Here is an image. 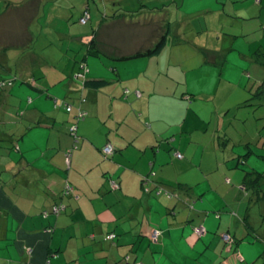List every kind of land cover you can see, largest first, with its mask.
Segmentation results:
<instances>
[{"label": "crops", "instance_id": "crops-1", "mask_svg": "<svg viewBox=\"0 0 264 264\" xmlns=\"http://www.w3.org/2000/svg\"><path fill=\"white\" fill-rule=\"evenodd\" d=\"M121 2L112 0L114 7L103 12L97 26L93 27L95 21L89 25L91 33L81 31L82 35L77 37L70 29L69 33L67 30L56 33L60 42L53 46L56 55L53 51L36 53L32 46L37 42L36 35L45 27L47 30L52 22L65 23L72 15L69 10L70 16L64 19L68 7L62 6L61 0H0V33L8 29V34L13 35L8 39L0 36V45L13 44L18 53L27 51L15 70L8 63L9 55L3 52L0 58L6 61L0 62V72H14L17 83L26 84L17 85V89L38 94L36 105L30 106L33 100L29 97L31 103L27 107L22 104L30 101L19 98L13 87L1 97L7 101L6 107L12 108L17 103L23 112L20 124L12 121L6 133L0 134L5 141L0 151L6 150V172L0 175V264H125V254L136 255L145 263L173 264L174 258L184 253L173 247L177 243L171 232L172 227L182 224L184 216L189 215L188 204L177 202L180 206L177 210L172 199L145 192L141 184L142 176L154 170L153 179L166 188L177 191L185 186L178 176L174 177L176 171L170 169L167 158L175 150L181 152L190 140L184 142L183 134L179 138L166 135L164 126H169V131L177 127L182 130L188 115L183 119L172 117L171 108L175 105L161 95L152 105L149 89L154 85L174 88L172 78L187 77L191 70L214 75L215 93L233 92V102L238 103L235 109L246 108L240 110L245 114L249 109L255 111L251 119L254 127L248 135L253 140L260 139L264 126V111L260 113L264 109V91L256 88L264 79V0H164L162 12L141 5L138 0L140 5L133 8L135 11L113 15L115 10L122 9ZM85 7L91 21L88 3L80 9L79 18ZM163 33L164 45L170 48L169 58L176 70H168L162 76L155 74L157 83L153 79L140 80L142 59L133 53L141 49V42L150 41L149 34L155 42ZM92 36L100 53L84 57L87 40ZM48 42L50 45L53 41ZM71 42L74 47H70ZM72 52L76 54L71 55ZM61 55H68L69 60L65 62ZM156 55L149 57L150 65ZM83 57L88 69L78 64ZM192 59H197V64ZM144 76L151 77L147 73ZM84 78H102L106 82L84 87ZM185 84L188 88L186 80ZM124 88L139 89L142 94L136 97L129 93L124 97ZM253 92L257 103L242 105ZM82 96L86 98L83 106L88 114L78 123V136L73 138L68 133L71 116L66 121L67 112L62 103L76 104ZM167 121L172 122L167 125ZM107 141L115 147L110 157H105L101 150ZM67 149H71L68 161ZM183 157L181 161L194 166ZM198 166L203 167V163ZM225 167L218 164L216 172L219 174ZM211 173L212 170L206 174L210 187L223 191L220 183L228 184L229 175L218 178V174L211 177ZM233 177L243 185L244 174L237 176L234 170ZM67 183L72 188L66 195L62 191ZM242 191L249 196L248 189L242 186ZM58 202L65 205L60 212L48 217L42 215L44 209ZM250 204L251 207L256 204L253 198ZM230 214L219 218L218 227L213 223L215 217L210 218L209 226L205 221L210 216L204 221L198 219L206 226L202 237L205 245L199 252L209 263L213 243V250L221 249L225 257L233 247L226 249L220 238L222 232L229 230L226 227H230L228 223L233 218ZM152 228L162 230L158 242L148 240ZM111 232L115 238L104 240ZM183 236L195 243L188 226L184 227ZM221 254L220 258H224ZM205 259L204 264H208Z\"/></svg>", "mask_w": 264, "mask_h": 264}, {"label": "rangeland", "instance_id": "rangeland-1", "mask_svg": "<svg viewBox=\"0 0 264 264\" xmlns=\"http://www.w3.org/2000/svg\"><path fill=\"white\" fill-rule=\"evenodd\" d=\"M61 1L62 6L68 7L66 11L67 16H65L64 19L66 20V17L70 16V12H68L69 10H71L72 15L65 21V23L52 22V24L48 26L47 30L45 27L43 32L38 33L36 35L37 42L32 46L34 52L47 54V52L53 51L54 54L57 55L53 48L54 45L60 43L57 40L56 33H66V30L67 33H69V29L76 34L75 37L79 35L81 36V31H89V33H91L92 30L89 26L91 22L95 21L93 24V27L95 28L98 24V21L103 16V12L109 11L114 7L112 0ZM86 3L89 5L92 18L91 21H88L89 18H86V20L82 22L79 18L81 13L80 9L84 7ZM140 3H146L145 5L148 6L149 9H155L156 12H158V10L162 12V5L165 2L164 0H140ZM116 5V7H119V4ZM138 5V0H122L121 2V7L127 10L133 9ZM62 14L63 12L60 13V18L62 17ZM97 16L98 19H95ZM87 21L88 23L84 25V23ZM134 25H137V23ZM100 29L101 31L103 30V28H98V31ZM13 32L15 33V31ZM11 35L12 34H8V29H3L0 33L1 38L6 39H8V36L10 37ZM149 37L150 41L147 44L145 42H141V49L139 50H146L147 48L154 46L160 36L155 42L152 41L150 34ZM49 39L53 41L50 45H48ZM91 39L92 38L90 37L89 40H86L88 42ZM71 44L72 46L70 47H74V43L71 42ZM0 46V55L3 52H6L9 55L8 63L14 66V70L16 66L21 65L20 63L23 62L25 56L27 55V51L25 50H22L18 53L17 48H13V44L8 47L2 45ZM161 49V51H159L160 53H149L140 55L141 57L138 56L139 59H142L140 62L141 68L138 71L140 80L146 81V79H153V81L157 83L158 78H155V74L162 76V74H166L168 70H176V66L172 64L169 58V46L163 44ZM12 51H14L15 54H10ZM78 53H81V48L78 50ZM73 54L76 53L72 52L71 55ZM155 54L158 55H156V59L150 65L148 59L151 55ZM68 55H61L62 57H65V62L69 60ZM56 58L59 57L56 56ZM0 61H6V58H3V60L0 58ZM192 61L193 64H197L198 62L197 59H192ZM89 65L92 66L91 63ZM153 66H156L154 71ZM146 73L151 77L144 76ZM1 74H7L9 78L14 77V72L9 73L3 71ZM15 74H19V72H16ZM16 78L18 77L16 76ZM16 78L15 81H13V86L6 87V89L8 90L13 87L18 93L19 98L25 97V100H27L28 97L32 98L33 103H31V101L27 104L23 103V106L27 107L30 103V106L36 105L35 98L38 94L34 93L32 90H29L28 92L30 93H27L22 91V89H17V85L26 86V84L22 82L17 83L19 80ZM185 80L188 82V88L186 87L187 83L185 84ZM213 80L214 75H203L200 70H191L188 72L187 77L183 75L172 78L174 88H169L170 86L162 87L154 85L149 89L151 90L150 95L152 98V105L156 102V100L159 101V96L161 95L175 105L173 108H171L172 117L177 116L183 119L186 115H188L182 130L180 127H177L169 131V126H164V133L166 135H178L179 138V135L183 134L184 142L190 140V144H188L186 147H183L181 153H183V159L186 160V162H191L194 165L189 166L185 164V161H181L182 158L179 159L174 157L173 152L168 154V166L172 171H176L177 175L174 177L178 176L180 182H184L185 186L182 187L183 190H177L174 195H170L168 193L164 194L163 198H168L169 201L172 199V203L175 205L177 210H179L180 207L177 206V202L180 204H188L187 207H189V215L187 216L186 214L182 220L184 224L182 223L172 227L174 230L171 232V236L177 243H175L176 245L173 247H175L177 250L180 248L181 251H184V253L179 255L178 258H174L175 262L173 264H191L189 260H193L197 264H204L205 255L199 252L198 246L192 241H187L185 239L186 236L181 237L184 227L188 226L190 229H192V240H196L197 233L194 230L196 225H203L206 227V224L209 226L212 223L210 218L212 219L213 217L217 218V220H213V223L215 222L217 224L221 216L224 214L229 215L230 213L231 218H233L230 219L228 223L230 227H226V229L229 230L221 233L220 238L223 244L228 245L226 246V249L229 246H233L232 249L225 257L223 254H221V249H219V251L216 250L217 252L213 250V243L211 246L212 253L210 252L208 255L212 261L209 263L206 259L205 260L208 262V264H264V254L262 253V251H264V214L259 211L260 208H257L256 204L250 208V214L248 213L250 216L249 221H252L250 224L256 231H248L249 233H247L245 231V222L242 220V218L244 217L245 207L249 204L250 198L248 194L245 193V191H242V186L239 184V182H236L233 177L234 170L237 176H242L246 170L264 172V136H262V133L264 134V126L261 127V130L263 131L259 137L260 139L257 141L251 139L253 136L248 135V132L250 133L251 131H249V129L254 127L253 124L251 125V119L253 120L255 111L249 109V113L245 114L240 110L246 108L235 109L238 108V103L233 102V92L224 94L219 91L218 93H215L213 91ZM28 87L33 89L32 86L28 85ZM165 89L168 90L166 93H163ZM238 90L240 91L239 88ZM16 92H14L15 95L17 94ZM186 95H188L189 98H187ZM6 103V100L0 101V107H5ZM256 103L257 99L253 92L251 93V96L249 95V97L246 98L242 105L248 107L255 105ZM13 105L14 106L12 109L14 111L19 108L17 103H13ZM263 111L264 109H261L260 113ZM236 112L238 113L236 114ZM4 122L7 127H9V124L6 122V120H4ZM167 122L168 125L172 121ZM178 123L180 122L178 121ZM7 127L3 124H0V132H5ZM174 143L178 144L177 142ZM199 163H203V167H199ZM236 163L238 165L237 167L235 166ZM209 164H213L210 165L212 168L208 166ZM218 164L226 166L222 170L221 168L219 169V171L221 170L219 174L216 172ZM211 170V177L218 174V178H224L225 174L229 175L230 183L227 182L228 184L226 185L220 183L224 188L223 191L210 187L209 180L206 178V174L210 173ZM235 187L237 189H235ZM177 210H175V213H177ZM170 215L172 216L171 213ZM207 216L210 217L205 221V224L198 222V219L203 218L204 221V218ZM194 222L197 224L193 225ZM185 233L186 232H184V234ZM224 233H226V236L228 237L232 236L233 233V236L235 239L237 237V239L232 243L229 241V239H225ZM214 234L216 233L214 232L213 235ZM244 234L247 235L241 238ZM204 236L205 235H203V237ZM186 251L189 253H185ZM173 253L175 256L176 251L174 250ZM220 254L224 258H220ZM187 256L189 257L187 258Z\"/></svg>", "mask_w": 264, "mask_h": 264}, {"label": "trees", "instance_id": "trees-1", "mask_svg": "<svg viewBox=\"0 0 264 264\" xmlns=\"http://www.w3.org/2000/svg\"><path fill=\"white\" fill-rule=\"evenodd\" d=\"M140 5V4H139ZM141 5H145V3H141ZM85 10H88V8L85 7V9L82 10V14L81 16L83 15L84 11ZM135 11V9L131 10V12ZM125 12H129V10H125V9H117L113 12V15H121V14H124ZM105 13V12H104ZM106 16V15H105ZM263 29H264V25H263ZM92 39L89 41V44H87V48L86 50L84 51V57L87 56V55H97L100 51L99 47H98V44L96 42V39L92 36L91 37ZM165 34H161V36L158 38V40L156 41V43L154 44V46L150 47V48H147L146 50H138L136 51L135 53H133V56H140V55H143V54H149V53H157L163 46V44L165 43ZM5 46V45H4ZM6 52H4L5 54ZM84 57L81 61H79V65L84 67L85 69H88L87 68V65H86V62L84 61ZM2 62V61H0ZM2 65V64H0ZM3 69V68H2ZM0 101H3L1 100V97L3 95V92L4 91H7L6 87H10V86H13V81H15V78L16 76L14 75L13 78H9L6 75H2L1 72H0ZM82 77H84V75H82ZM18 79V78H16ZM106 82L105 79H102V78H98V79H87V78H84L83 79V82H82V85L85 87L86 85L88 86H100V85H103L104 83ZM259 90L261 92L264 91V79L261 81V83L259 84V86L256 88V91ZM137 91L140 92V95L137 94ZM129 93H133L136 97H139L141 96V91L139 89H134V90H130L128 88H124L123 90V96L124 97H127ZM255 95H257L255 93ZM187 98H189L188 95H186ZM86 100V98L84 96L80 97L79 101L75 104L73 103L72 101H66L63 104L67 114H66V121H68V118L69 116H71L69 118V125H68V133L71 134L73 136V138H77V125L78 123L83 120L87 114H88V111L85 109V107L83 106V103L84 101ZM28 101H30V98L28 97ZM7 104V103H6ZM56 103L54 104V106L56 107ZM2 108V109H1ZM0 124H3L4 126L7 127V125L5 124L4 120H6V122L9 124V127H10V124L13 123L12 121H18V123L20 124L21 122V119H22V112H23V108H17L15 111L10 107H0ZM81 112H83L81 114ZM6 116H9V117H6ZM17 123V122H16ZM19 124H16L17 127H19ZM36 124H39L38 122H36ZM26 128H28L27 125H25ZM7 127V128H9ZM15 127V126H14ZM16 127V128H17ZM6 128V130H7ZM6 130L5 132H0V134H3V133H6ZM77 135V136H76ZM2 135L0 136V145L4 144L5 141L2 139ZM109 143H111V141H107ZM106 142V143H107ZM105 143V144H106ZM112 144V143H111ZM113 145V144H112ZM16 148V146H13ZM103 147V146H102ZM8 148V147H7ZM11 149H13L12 147H9ZM102 150V148H101ZM70 151L71 149H67L65 151V157L67 155L70 156ZM115 151V147L113 145V152L109 153V154H105L102 150V153L105 155V157H110ZM177 152H180L178 150H175L173 152V154L176 156V153ZM181 153V152H180ZM181 157H177L179 159H181L183 157V154L181 153ZM5 158H6V150L5 148L3 150L0 151V175L5 173ZM155 175V171L154 170H151L149 171L148 173H146L145 175L142 176L141 178V184H142V187H143V190L145 192H149V193H153L155 196H159L160 194H170V195H174L177 191L176 190H171V189H168L166 188L165 186H163L161 183H158L156 182L153 177ZM114 182L117 184V187H119V183L117 181L114 180ZM69 186L70 188L71 185L70 184H66V186ZM66 186L65 188L63 189V194H69L70 192H66ZM243 188L244 189H248V192H249V198L250 200H252V198L255 200V203L257 205V208H260L259 211L264 214V203L263 201L261 200H264V172H258L256 170H250V171H245L244 172V177H243ZM110 187H111V182H110ZM116 187V188H117ZM113 189V188H112ZM249 200V201H250ZM64 203L63 202H58V203H54L52 206L48 207V209H44L42 211V215L44 217H48L50 215H52L53 213H58L60 212V210L64 207ZM250 208H251V204L249 202V204L246 206L245 208V213H244V217H243V220L245 222V226H246V232L249 233L248 231H256L253 226L250 224V221L248 220L249 218V214H250ZM249 213V214H248ZM198 225H196L194 227V230L195 228L197 227ZM203 226V225H202ZM204 227V226H203ZM158 230L159 231V235L157 237L156 240L152 239L151 236H150V233L154 230ZM205 229V232H206V228L204 227ZM251 229V230H249ZM223 233V232H222ZM109 234H113V236L111 238H108V235ZM109 234H106L104 236V240H107V239H114L115 238V234L114 233H109ZM205 234V233H204ZM199 235L197 234V238L195 240V243H198V246H199V250H202L204 248V245H205V242L203 240V235ZM162 235V230L159 229V228H152V230L149 232L148 234V240L150 242H158L160 240V237ZM224 235H226V233H224ZM247 234H244L241 238L245 237ZM229 241L230 242H234L236 239L235 237L233 236H229ZM229 242V243H230ZM223 246H228L226 244H223ZM231 246H229L230 248ZM262 253L264 254V251H262ZM123 260L125 261V264H150V263H145L144 261H141L139 259L136 258V255L134 256H130L129 254H125L123 256ZM84 264V263H83Z\"/></svg>", "mask_w": 264, "mask_h": 264}, {"label": "built area", "instance_id": "built-area-1", "mask_svg": "<svg viewBox=\"0 0 264 264\" xmlns=\"http://www.w3.org/2000/svg\"><path fill=\"white\" fill-rule=\"evenodd\" d=\"M86 18H89V11H88V10H85V11H84L83 15L80 17V20H81L82 22H84V21L86 20ZM137 94L140 95V92L137 91ZM82 113H83V112H81V114H82ZM102 150H103V152H104L105 154H109V153L113 152V145H112L111 143L107 142L106 144L103 145ZM176 156H177V157H181L182 155H181L180 152H177V153H176ZM66 160H67V161L69 160V155L66 156ZM70 190H71V188L67 185L65 191L68 193V192H70ZM195 232H196L197 234H199V235H202V234L205 233V229H204V227H203L202 225H199V226H197V227L195 228ZM158 235H159V231L156 230V229H154V230L150 233L151 238L154 239V240L157 239ZM112 236H113V234H109V235H108V238H111ZM224 236H225V239H228V238H229V237L226 236V235H224Z\"/></svg>", "mask_w": 264, "mask_h": 264}]
</instances>
